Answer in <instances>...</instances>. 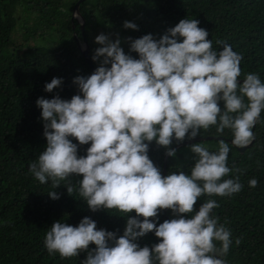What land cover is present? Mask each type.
<instances>
[{
    "label": "clouds",
    "instance_id": "clouds-1",
    "mask_svg": "<svg viewBox=\"0 0 264 264\" xmlns=\"http://www.w3.org/2000/svg\"><path fill=\"white\" fill-rule=\"evenodd\" d=\"M198 24L182 18L158 39L151 33L128 37V53L119 34L113 40L100 33L94 38L100 46L91 56L98 66L73 78L78 93L70 99H36L46 145L28 165L32 176L40 183L51 180L54 187L79 176V193L91 211L135 212L126 215L122 235L97 228L88 216L75 226L56 220L44 236L49 254L63 258L87 250L80 264H226L232 240L212 214L217 202L207 199L195 210L194 204L202 194L231 196L241 190L238 179H222L230 172L228 143L218 138L213 151L202 142L186 145L194 154L188 172L162 175L148 155L155 141L166 156L175 157L173 142L202 136L201 129L210 126L217 133L230 129L236 146L254 138L253 126L264 110V82L256 72L240 82L241 55L226 42L217 41L222 47L214 49ZM123 27L138 26L125 20ZM62 81L53 77L44 90L52 92ZM79 145H88L86 154L78 155ZM248 184L255 187L257 180ZM66 186L70 194L72 186ZM47 194L59 198L56 191ZM164 209L172 218L157 223ZM149 232L158 241L140 246L139 238Z\"/></svg>",
    "mask_w": 264,
    "mask_h": 264
},
{
    "label": "trees",
    "instance_id": "trees-1",
    "mask_svg": "<svg viewBox=\"0 0 264 264\" xmlns=\"http://www.w3.org/2000/svg\"><path fill=\"white\" fill-rule=\"evenodd\" d=\"M77 2L0 0V264H80L87 250L62 258L45 249L44 236L54 221L75 226L88 216L96 221L97 228L122 235L126 215H135L134 210L129 214L116 209L91 211L79 193V176L70 175L54 187L51 180L40 183L28 168L46 145L36 99L41 96L50 99L54 95L70 99L78 93L73 78L93 72L79 46L80 41L89 45L91 57L93 50L100 46L91 40L92 34L101 29L105 34L112 32L115 37L119 34L120 46L128 53V37L135 39L151 33L158 39L180 19H197L198 26L208 31L206 38L212 40L214 49L222 47L217 41L226 42L241 55L238 79L256 72L264 82V0H86L79 9L85 20L84 33L79 20L73 17ZM20 11L27 19L37 15L21 42L12 40L21 22ZM125 20L135 23L137 29L124 28ZM39 29L56 41L54 47L30 44L31 37L39 35L46 39L47 35ZM92 62L96 68L98 62ZM53 77H62V84L46 92L44 85ZM252 131L254 138L244 151L240 150L244 146L231 144L230 129L217 133L215 126H210L207 130L201 129L202 136L195 137H214L211 141L225 139L229 145L230 172L222 179L236 178L242 185L231 196L202 194L194 204L195 210L207 199L217 202L212 214L229 229L232 240L223 257L226 264H264V110ZM186 141L173 142L171 147ZM87 147L79 145L78 155L86 154ZM183 147L176 149L175 157H169L166 175L178 169L190 171L193 161L181 151ZM148 155L163 175L164 147L153 141ZM250 178L257 180L255 187L249 186ZM69 184L70 194L66 186ZM52 191L59 194L58 199L48 196ZM170 218L171 210L164 209L159 212L157 223ZM237 238L239 244L235 243ZM158 239L149 232L138 243L151 247ZM94 247L90 243L89 248Z\"/></svg>",
    "mask_w": 264,
    "mask_h": 264
},
{
    "label": "rangeland",
    "instance_id": "rangeland-1",
    "mask_svg": "<svg viewBox=\"0 0 264 264\" xmlns=\"http://www.w3.org/2000/svg\"><path fill=\"white\" fill-rule=\"evenodd\" d=\"M37 17V15H33L30 19H27L26 14L24 12H19L18 13V18L21 19V22L19 23V25L17 26V30L12 34V40L18 39L19 42L23 41L25 39V33L27 31V28L33 27L34 25V21L35 18ZM74 18H77L79 21H81V17L78 14L74 15ZM23 25V28H21V26ZM39 32H44L47 37L46 39L39 37V35L37 37H31L30 40V44L31 45H36V46H49V47H54L56 45V41L53 40V38H50L49 35L43 30V29H39ZM103 33V31L101 29L95 31L92 34L91 40L95 41V36ZM109 35V37L111 39H115V35L110 32L107 33ZM42 38V39H40ZM79 46L81 48V50L85 49L86 44L84 41H80L79 42ZM204 144L205 147H207L210 151L213 150L214 148L218 147V141H208V142H202ZM181 151H183L186 156L188 157V159H190L191 161H193V153H191V151L185 146L181 149Z\"/></svg>",
    "mask_w": 264,
    "mask_h": 264
},
{
    "label": "water",
    "instance_id": "water-1",
    "mask_svg": "<svg viewBox=\"0 0 264 264\" xmlns=\"http://www.w3.org/2000/svg\"><path fill=\"white\" fill-rule=\"evenodd\" d=\"M84 1H86V0H78V2H77L76 5H75V8H74V14H73V17H74L75 14L80 15V10H79V9H80V5H81ZM80 17H81V21H79V22L81 23L82 33H84L85 20H84V18H83L81 15H80ZM85 44H86V47H85V49L82 50V52H83V54H84V56H85L87 62L89 63V66L91 67L92 71H94L95 66H94V64H93V62H92V60H91V57L89 56V45H88L86 42H85ZM238 80H239L240 82H242V80H240V79H238ZM213 139H214V137H201V138H194V139H192V140H188V141H186V142H184V143H181V144L175 146L174 148L179 149V148L183 147L184 145H188V144L195 143V142L211 141V140H213ZM251 143H252V141H251L248 145L244 146L243 148H240V150H241V151H244V149H245L246 147L250 146ZM168 159H169V156H166V157H165L164 169H163V175H166Z\"/></svg>",
    "mask_w": 264,
    "mask_h": 264
}]
</instances>
